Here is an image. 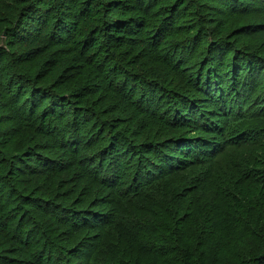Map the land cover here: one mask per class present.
Listing matches in <instances>:
<instances>
[{
  "label": "rangeland",
  "instance_id": "rangeland-1",
  "mask_svg": "<svg viewBox=\"0 0 264 264\" xmlns=\"http://www.w3.org/2000/svg\"><path fill=\"white\" fill-rule=\"evenodd\" d=\"M66 1L75 0H0V225L10 222L0 229V264H178L187 245L207 264L264 262V194L233 207L235 179L225 174L250 170L264 186V152L218 151L228 130L217 105L235 100L264 117V0H188L195 11L169 0H113L119 5L91 27L125 14L128 31L119 45L99 36L104 48L85 56L86 68L49 36L54 8ZM22 14L27 26L15 34ZM52 95L59 111L43 122ZM243 126L264 141V118L233 129ZM186 141L212 144L214 153L203 150L191 182L165 177ZM115 143L126 150L112 156ZM215 165L225 172L214 179ZM155 179L165 181L166 203L148 193L120 201L119 189L136 192ZM110 227L117 235L109 240Z\"/></svg>",
  "mask_w": 264,
  "mask_h": 264
},
{
  "label": "trees",
  "instance_id": "trees-1",
  "mask_svg": "<svg viewBox=\"0 0 264 264\" xmlns=\"http://www.w3.org/2000/svg\"><path fill=\"white\" fill-rule=\"evenodd\" d=\"M78 0H75L74 3H70L71 1H66L63 5H57L54 9L56 10L53 12V24H52V30L50 32V35L52 38L55 40H59V43L62 44V47H66L67 45H70V47H73V50H63L66 54L70 53H75L79 57V61L82 63V67L86 68L89 65V61L86 59V55L89 54V57L93 56V54H97V50H103V46L101 45L102 42L99 40V36H105L108 41H111L113 44L121 43L123 41L125 34L128 31V26L130 25V21L125 20L126 16H123L125 14H121L120 19L109 22L106 24V27L104 29L101 28V30L97 27H91L93 23L96 22V20L101 16L102 10H106L107 6H117L119 3L110 0L108 2L101 1V0H88L87 2H77ZM170 3H172V8L178 7H184V6H190V9L195 11L197 9L196 6L193 4H189L190 2L188 0H169ZM54 2V1H52ZM75 2H77V5L75 7ZM117 3V4H116ZM113 7V8H114ZM35 7L33 6L31 9L33 10ZM121 8V7H120ZM111 9V8H110ZM123 9V8H121ZM31 10V11H32ZM8 20L10 18L8 17ZM23 19V14L21 17L16 20L14 27L10 28L12 32L19 31V29L24 28L27 26L26 22ZM49 20V16H48ZM11 22V20H10ZM104 31V32H103ZM105 33V35H103ZM65 35V36H62ZM35 52V51H33ZM101 53L100 55H102ZM32 58V52H28L23 55L21 61L24 63V61L29 60ZM105 61L106 60H112L113 57L107 56L104 57ZM43 75H46V72H43ZM21 80H24L22 77H20ZM15 77L13 78L12 82H14ZM34 82H36L33 79ZM19 82V81H18ZM26 84L29 85L28 82H25ZM28 85H25V87H28ZM63 86V85H62ZM30 87L32 88V92H34V86L33 83L31 82ZM89 89H80L79 93L81 97V101L85 99V96L87 94V91ZM240 91V90H239ZM237 91V93H239ZM20 97L23 96V93L21 92V88L19 87V90L16 91ZM29 93V92H28ZM28 95V99L31 97L35 98V95H30L29 94H24ZM53 96V103H51V107H47L44 109V112L41 115V120L43 122L51 119L53 116L52 115H57L59 111V106L61 102H59L60 96L57 97V95H52ZM49 97V96H48ZM79 98V97H77ZM231 99H233V96H231ZM212 101L215 102L214 97L212 96ZM34 102V101H33ZM234 101H229V102H219L217 103L218 105V110L222 112L223 117L226 118V130L225 134L221 136V143L219 144V149H223L224 152L228 150H232L234 148H243L244 150L246 149L249 153L253 152H258V150H262L264 152V141L261 142V140H257L253 142L254 136L251 137L249 133L246 132H241L243 129H245V126L242 127V129H237L236 127L233 129V126L236 125H241L245 123L247 120H254L255 118L259 117L263 119L264 117H261V114L258 112L257 107H249L247 112H243V110H240L238 104H234ZM66 104V101H65ZM244 105H242L243 107ZM245 107V106H244ZM250 112V117H247L244 113ZM192 115V114H191ZM206 115V113H205ZM195 119V121L198 122H203L201 117H198V112L194 113L192 115ZM236 124V125H234ZM206 129H209L210 127H213L210 125V123H205ZM212 144H207V143H202V145L197 144L194 141H186L183 142L180 146V152L179 155L173 160L179 161L180 165L177 168H174L170 174L165 175V177H178L179 179L181 178L182 180H187L188 182L193 181L198 175L201 174L199 173L198 169L200 168V162L202 160V157L204 156L203 150L205 149V156H208L210 151L209 147ZM240 145H245L240 147ZM205 146V147H204ZM214 145H212L211 152L214 153L213 151ZM112 150L110 153L111 155H117V151L119 150H126L125 147L122 149L120 145L118 146L116 143L112 144ZM200 148L202 150H200ZM252 151H249L252 149ZM195 151H200L196 153ZM231 152V151H230ZM142 154L146 153V150L143 148L142 149ZM241 150L237 149L236 154H240ZM221 153L216 154L214 157L216 161L219 159V156ZM229 156V153L226 154V157ZM187 161V162H186ZM139 165H148L147 162L143 159L141 162V159H139ZM208 169L211 170V175L209 177L211 178H218L216 173H221V171L224 173L225 169L221 168L219 165H215L214 167H208ZM213 169H215V174L212 175ZM198 170V171H197ZM197 172L199 174H197ZM252 172L249 170L248 172H245L243 170L241 171H235L232 170L230 172H226V176L228 177L231 175L235 179L234 187L235 189L232 190V200L235 202L233 207L236 205L241 207V202H247V201H253L254 198L258 194H264V186L260 185V183H257V181H254L255 179L252 178ZM164 179H155L147 184H144L138 191L134 192L130 188H127V192L124 191V189H119L121 193L118 194L122 196V198L119 196L120 201L124 202H130V201H135L138 202L140 200V194L141 193H147L150 194L149 197L152 198V195L156 196L157 200L156 203L160 206L161 202L166 203L168 200V194L169 192L167 191V187L165 186V181ZM222 180H224V177H222ZM117 198V199H119ZM173 200H170V204H172ZM31 205L33 206H40L38 203L33 202ZM179 216V215H178ZM190 215H188L187 218V223L190 221L189 218ZM10 222L8 220L4 221L0 225V229L7 230L9 229V224ZM156 224L155 221H151L149 225ZM84 227H91L90 223H85ZM141 225V224H140ZM136 228V225L133 226ZM108 228L106 231H108V238H115L117 233L115 234V231L112 229L110 230ZM26 231V228L23 227V231L19 232V237L20 234H23ZM89 231V230H88ZM179 233H182L181 231H178ZM115 234V235H114ZM114 235V236H112ZM112 236V237H111ZM96 237V236H95ZM94 237V238H95ZM93 238V239H94ZM186 251L183 252V255L179 258V263L178 264H207L206 262V257L205 253L201 251L199 255L196 254V252L190 250V245H187ZM264 253V252H263ZM260 261V260H259ZM258 261V262H259ZM257 262V264H258ZM252 262L250 261V264ZM253 264V263H252ZM261 264H264L262 262Z\"/></svg>",
  "mask_w": 264,
  "mask_h": 264
}]
</instances>
